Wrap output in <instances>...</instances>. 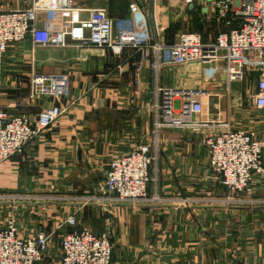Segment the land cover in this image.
Listing matches in <instances>:
<instances>
[{
  "label": "crops",
  "instance_id": "crops-1",
  "mask_svg": "<svg viewBox=\"0 0 264 264\" xmlns=\"http://www.w3.org/2000/svg\"><path fill=\"white\" fill-rule=\"evenodd\" d=\"M74 1L106 8L114 30L138 27L144 16L145 24L138 28L147 30L152 41H172L189 23L180 0ZM170 24L176 26L168 38ZM35 29L34 40L28 37L8 48V60L0 63V104L31 123L52 105L63 111L20 155L0 164V228L14 212L20 236L42 229L51 234L66 230L65 218L74 213L75 228L109 235L110 264H264V206L224 200L229 192L211 176L202 133L160 132L147 184L148 194H158L159 203L108 202L103 190L112 157L141 143L153 144L149 105L156 85L199 90L216 106L204 108L202 118L217 114L229 129H249L259 128L264 118L251 105L255 83L227 82L220 68L204 75L197 64L165 65L156 74L151 52L142 49L115 54L107 47L44 46L59 39L56 12H38ZM30 68L67 74V93L59 99L30 96L27 83V93L20 95L19 75L28 81ZM256 192L258 197L259 184ZM45 196L66 199L59 223L37 220L41 202L36 198Z\"/></svg>",
  "mask_w": 264,
  "mask_h": 264
},
{
  "label": "built area",
  "instance_id": "built-area-1",
  "mask_svg": "<svg viewBox=\"0 0 264 264\" xmlns=\"http://www.w3.org/2000/svg\"><path fill=\"white\" fill-rule=\"evenodd\" d=\"M180 1L191 6L199 0ZM204 2L202 8L207 14L202 18L212 31L207 34L184 31L176 34L171 43L152 41L147 30L141 31L138 27L145 24L144 16H139L138 27L133 24L114 30L106 8L83 7L74 0H30L22 9L0 6V59L11 46L28 37L34 40L38 12H56L59 39L44 46L107 47L115 54L124 48L142 49L151 52V66L156 74L165 65L211 63L221 69L227 82H247L253 77L255 92L251 102L264 116V0ZM219 63L221 67L217 66ZM68 81L65 73H44L30 68L28 93L59 99L67 93ZM201 93L155 86V99L149 105L153 144H138L128 153L109 160L103 185L106 201L122 204L161 201L158 194H148L150 167L157 159L160 132L174 129L203 134L200 143L207 151L211 176L229 192L225 201L264 206V118L259 128L229 129L217 114L214 118H202L204 101L197 97ZM62 111L60 105H52L31 123L26 115L12 114L0 107V164L20 155ZM258 184L260 194L255 197ZM63 225L74 229L61 236L57 264H110L112 244L107 233L98 236L86 227L75 228L74 213L65 218ZM49 241L50 233L44 230L20 236L16 217L11 215L0 228V264H44Z\"/></svg>",
  "mask_w": 264,
  "mask_h": 264
},
{
  "label": "rangeland",
  "instance_id": "rangeland-1",
  "mask_svg": "<svg viewBox=\"0 0 264 264\" xmlns=\"http://www.w3.org/2000/svg\"><path fill=\"white\" fill-rule=\"evenodd\" d=\"M29 1L30 0H0V6L3 7V8H9V9H22V8H25L28 5ZM172 2H175V1H172ZM204 6H205L204 0H199L195 4L185 7L186 10H184L183 13L185 14L184 16H185L186 21H188L189 23H188V26H187V25H185L186 22L184 21V23H185L184 25L186 27L184 31H188V30L191 31V30H194V29L195 30H200L201 29V32L205 33L204 31H202L204 29V25H203L204 20H203L202 16L207 14L206 9L202 8ZM184 16H182V17L184 18ZM178 21H177L178 24H180L182 19H180ZM206 31L210 33L212 31V29L207 27ZM167 37L169 38V35H167ZM166 43H168V42H166ZM7 55H8V51H6L3 54V56L0 59V63L3 62V61H7L8 60ZM19 64H21V63H19ZM189 64H197L201 68L202 73L204 75L206 73L212 74L213 68H215L214 65L211 64V63L193 62V63H189ZM24 69H27V68H24ZM1 70L2 69L0 68V72H1ZM24 71H26V70H24ZM222 76H223V74H222ZM253 80H254V78L250 77L247 80V82L245 80H241V82H244V84H247L248 81H249V83L250 82H254ZM18 82H20L18 84V87H19V91L18 92H19V94L20 95L21 94L22 95L26 94L27 93V83H28L27 76L19 75V81ZM0 87H1V85H0ZM202 95H205V94L201 93L200 96H197V97L198 98L203 97V98H201V100L204 101V108L205 109H206V107H208L210 109V111H211V109H213V107H216V106L213 105L214 101L208 100V99L205 98V96H202ZM251 105H252V102H251ZM0 107L3 108V106L1 104H0ZM254 114H256L258 116H262L263 115L262 111L260 109H258V108H255ZM190 132H195V133H198V134L201 133V132H198V131H190ZM202 136H203V134H201V137ZM36 199L38 200V202H41V204L40 203L38 204V205H40L39 206L40 208L39 207L37 208L38 210L41 209V210L37 211L39 213L38 216H37V220L42 219V220H46L47 223H48V221H49V223L51 221H56V222L59 223V220L63 216L62 205H63V202H66V199L65 198L59 199V198L51 197V196H45V197H41L40 199L39 198H36ZM88 201H91V200L88 199ZM27 214H28V212H27ZM11 215L16 217L14 212H11L10 216ZM47 218H48V220H47ZM42 230H44V229H42ZM63 230L66 231L67 229L65 230L64 228L63 229L61 228L60 230H56L55 232L50 234V241H49L48 251L44 255V259H45L44 264L48 263V262H46V259H48L50 264H57V261L59 260V257H60V239H61V234L64 233ZM44 231H46L47 233L50 232L49 230L48 231L44 230Z\"/></svg>",
  "mask_w": 264,
  "mask_h": 264
},
{
  "label": "trees",
  "instance_id": "trees-1",
  "mask_svg": "<svg viewBox=\"0 0 264 264\" xmlns=\"http://www.w3.org/2000/svg\"><path fill=\"white\" fill-rule=\"evenodd\" d=\"M202 19V18H201ZM203 25H204V27L206 26V24L203 22ZM176 25H172L171 26V24H170V26H169V28H167L168 29V33H169V37H171L172 36V34L171 33H173L172 32V30L174 29V27H175ZM207 28V27H206ZM195 30V29H194ZM196 31H200L201 32V29L200 30H196ZM203 31V30H202ZM203 33V32H202ZM173 41V40H172ZM172 41H167L168 43H171ZM74 228H70V227H68L67 228V231L66 232H68V231H71V230H73ZM111 255H112V252H111Z\"/></svg>",
  "mask_w": 264,
  "mask_h": 264
}]
</instances>
